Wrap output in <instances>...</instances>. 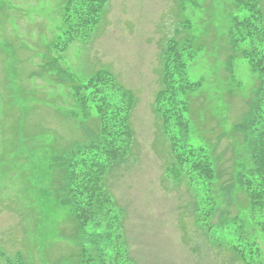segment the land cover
<instances>
[{"label": "rangeland", "instance_id": "obj_1", "mask_svg": "<svg viewBox=\"0 0 264 264\" xmlns=\"http://www.w3.org/2000/svg\"><path fill=\"white\" fill-rule=\"evenodd\" d=\"M65 1L0 0V264L17 252L28 264H79L78 249L89 247L90 231L75 233L69 210L58 200L65 178L52 164L56 154L46 151L63 152L98 132L94 106L89 103V117L83 118L73 89L99 69L111 72L135 97L130 152L105 180L123 213L132 261L239 264L228 250L208 244L205 230L195 225L192 212L201 200L196 190L186 180L178 184L166 177L172 155L155 111L161 52L179 21L189 19V31L175 36H193L200 45L188 72L193 80L204 79L190 97V141L219 158L222 179L235 171L242 154L235 153V141L242 137L234 125L247 110L254 82L241 58L233 60V77L226 69L235 0H199V6L186 0L183 12L180 0H108L89 33L58 51L53 45L61 40ZM259 3L264 11V0ZM254 132L250 127L251 138ZM245 202L243 193L237 200L228 197L209 221L234 216Z\"/></svg>", "mask_w": 264, "mask_h": 264}, {"label": "trees", "instance_id": "obj_2", "mask_svg": "<svg viewBox=\"0 0 264 264\" xmlns=\"http://www.w3.org/2000/svg\"><path fill=\"white\" fill-rule=\"evenodd\" d=\"M107 1L66 0L59 29L61 40L53 48L64 51L73 39L85 37L99 22ZM185 1L180 0L182 12L186 9ZM200 1L189 0L188 6H199ZM235 7L226 69L233 77V60L238 57L246 61L254 78L247 110L234 125L242 137L241 141H235L238 146L235 153H242L235 162V171L222 179L219 158L210 154L207 146L190 141L193 130L190 97L200 89L204 79L193 80L188 72L200 45L193 36H175L182 30L189 31V19L179 21L175 29L178 32L174 30L161 52L163 65L155 111L172 155L165 174L178 184L186 180V186L200 195L192 216L195 225L205 230L202 234L206 242L228 250L239 264H264V11L259 0H235ZM79 33L83 35L78 36ZM73 101L83 118L89 117V103L94 106L98 132L87 142L74 143L63 152L46 151V154H56L52 156V164L63 170L65 184L62 183L63 193L58 195V200L69 210L74 232L90 231V245L78 249L77 263L135 264L128 252L123 213L105 188L107 173L129 153L133 142L130 114L135 97L117 83L111 72L99 69L84 84L74 86ZM250 127L257 131L253 138ZM240 193L246 202L237 206L239 212L234 216L223 214L215 223L209 221L218 211V204L226 203L228 197L237 200ZM28 263L18 252L4 257V264Z\"/></svg>", "mask_w": 264, "mask_h": 264}]
</instances>
